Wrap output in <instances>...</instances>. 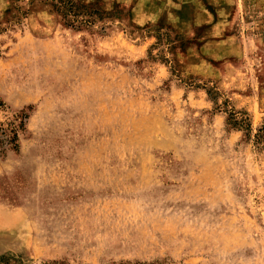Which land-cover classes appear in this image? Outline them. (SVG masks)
Here are the masks:
<instances>
[{"label":"rangeland","instance_id":"374dc122","mask_svg":"<svg viewBox=\"0 0 264 264\" xmlns=\"http://www.w3.org/2000/svg\"><path fill=\"white\" fill-rule=\"evenodd\" d=\"M77 1L0 0V264H264V0Z\"/></svg>","mask_w":264,"mask_h":264},{"label":"trees","instance_id":"16d2710c","mask_svg":"<svg viewBox=\"0 0 264 264\" xmlns=\"http://www.w3.org/2000/svg\"><path fill=\"white\" fill-rule=\"evenodd\" d=\"M53 11L61 16L67 26H79L80 24H90L91 22L85 16H91L88 9L77 0H50ZM27 114L20 111L15 115V119L9 124L8 128L0 129V153L7 144H13L17 147V132L24 125ZM227 123L239 130H245L249 137L250 124L247 118L238 117L233 112L230 113ZM255 142H264V128L259 129L255 135Z\"/></svg>","mask_w":264,"mask_h":264},{"label":"crops","instance_id":"0c3cea01","mask_svg":"<svg viewBox=\"0 0 264 264\" xmlns=\"http://www.w3.org/2000/svg\"><path fill=\"white\" fill-rule=\"evenodd\" d=\"M155 13H156V11H155V10H153V11H152V15H154Z\"/></svg>","mask_w":264,"mask_h":264}]
</instances>
